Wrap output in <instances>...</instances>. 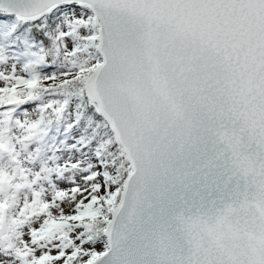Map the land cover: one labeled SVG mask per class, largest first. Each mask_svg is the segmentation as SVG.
Masks as SVG:
<instances>
[{"label":"snow or ice","instance_id":"snow-or-ice-1","mask_svg":"<svg viewBox=\"0 0 264 264\" xmlns=\"http://www.w3.org/2000/svg\"><path fill=\"white\" fill-rule=\"evenodd\" d=\"M0 264H264V0H0Z\"/></svg>","mask_w":264,"mask_h":264}]
</instances>
